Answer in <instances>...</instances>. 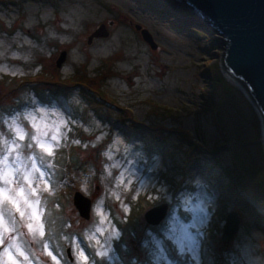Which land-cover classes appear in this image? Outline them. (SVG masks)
<instances>
[{"label": "rangeland", "instance_id": "1", "mask_svg": "<svg viewBox=\"0 0 264 264\" xmlns=\"http://www.w3.org/2000/svg\"><path fill=\"white\" fill-rule=\"evenodd\" d=\"M223 49L183 1L0 0V173L17 181L0 187L40 200L39 218L23 201L24 216L0 205V264H143L147 233L173 215L178 232L196 223L200 264H264L262 125L225 76ZM77 191L92 200L89 220ZM161 204L164 221L149 225ZM231 212L239 227L223 242Z\"/></svg>", "mask_w": 264, "mask_h": 264}, {"label": "water", "instance_id": "2", "mask_svg": "<svg viewBox=\"0 0 264 264\" xmlns=\"http://www.w3.org/2000/svg\"><path fill=\"white\" fill-rule=\"evenodd\" d=\"M185 2L202 20H206L221 36L224 49L221 66L225 76L238 82L259 114L264 140V0H177ZM141 30L139 25L136 26ZM104 25L93 34L103 36ZM141 34L153 48L151 35L146 29ZM61 52L56 65L61 67L66 58ZM234 80V81H233ZM74 206L80 217L89 220L92 200L80 191L74 195ZM167 204L148 210L145 221L151 226L159 225L166 217ZM239 227L236 212L228 214L223 226L222 241L230 242ZM1 251V247H0ZM70 259V248L67 249Z\"/></svg>", "mask_w": 264, "mask_h": 264}, {"label": "snow or ice", "instance_id": "3", "mask_svg": "<svg viewBox=\"0 0 264 264\" xmlns=\"http://www.w3.org/2000/svg\"><path fill=\"white\" fill-rule=\"evenodd\" d=\"M20 139H24V136H21ZM39 146L41 148L45 147L43 143H40ZM46 151L51 152L52 149L48 148ZM4 159H7V157H4ZM16 160L17 162L20 160L19 155L16 157ZM5 167L9 168V172L13 176L18 174L19 170L11 168L10 165H5ZM41 175H44V173H41ZM23 179L28 182V187L31 189L30 195L38 196L37 188L32 186L33 182L30 180L29 176L25 174ZM0 181L6 185L17 183L15 179L10 180L8 178V173H0ZM21 201L28 205V207L33 208V203L30 202L29 195L25 193L24 188H20L19 192H17L14 188L10 189L7 187H0V205H3L5 202L11 203L15 207L16 211L19 212L21 216H24L25 212L21 210ZM34 203L35 207L33 208V216L39 218L38 209L40 200L37 199ZM0 217H2V212H0ZM177 220L178 218L175 215L168 219L166 223L169 226L159 228V236L156 234L157 230H150L147 233V236L151 238L152 244L155 245V251L146 256L143 264H153V261L155 264H160L161 259L166 261L167 264H200V252L198 249L201 247V243L196 239V236L192 235L190 232V229L196 228V223L191 222L183 224L178 232L175 227ZM28 227L32 228V225L29 224ZM41 235H43V231L41 232ZM197 235L203 236L204 233L198 232ZM117 236H119V232L117 233ZM166 241L168 244H171V247L167 246ZM0 244H3L2 239H0ZM142 246L145 249L148 248V239L143 241ZM45 247H47V245ZM186 249L191 253L187 260L183 259ZM80 253L81 255H84V250L81 249ZM49 254L51 255V253ZM21 255H23V253H21ZM99 255L104 256L106 253L102 251ZM169 257H173V259H169ZM176 257L180 258L177 259ZM52 258L54 260L56 259L55 256ZM84 258L87 260L88 257L85 256ZM9 259H12L11 253H9Z\"/></svg>", "mask_w": 264, "mask_h": 264}, {"label": "trees", "instance_id": "4", "mask_svg": "<svg viewBox=\"0 0 264 264\" xmlns=\"http://www.w3.org/2000/svg\"><path fill=\"white\" fill-rule=\"evenodd\" d=\"M143 1H147V0H143ZM30 83L32 84V82L30 81ZM78 82H76V84H77ZM30 84V85H31ZM51 84H53V83H51ZM33 86V88H30V89H32V91L34 92V93H36L37 94V96L39 97V99H40V101L42 102V103H44L45 101H46V97L44 96V92L41 90V88H40V85L39 84H37V83H35V84H33L32 85ZM55 89V87H52L51 88V90H54ZM74 161V160H73ZM213 237H215V235L213 234Z\"/></svg>", "mask_w": 264, "mask_h": 264}, {"label": "bare ground", "instance_id": "5", "mask_svg": "<svg viewBox=\"0 0 264 264\" xmlns=\"http://www.w3.org/2000/svg\"><path fill=\"white\" fill-rule=\"evenodd\" d=\"M234 81V80H233ZM235 85L238 86L245 94H246V91L242 88V86L238 83V82H235ZM247 95V94H246Z\"/></svg>", "mask_w": 264, "mask_h": 264}]
</instances>
